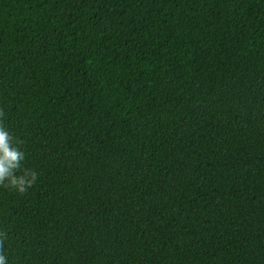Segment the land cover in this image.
I'll list each match as a JSON object with an SVG mask.
<instances>
[{"label":"trees","instance_id":"trees-1","mask_svg":"<svg viewBox=\"0 0 264 264\" xmlns=\"http://www.w3.org/2000/svg\"><path fill=\"white\" fill-rule=\"evenodd\" d=\"M0 109L7 264H264V0H0Z\"/></svg>","mask_w":264,"mask_h":264},{"label":"clouds","instance_id":"clouds-1","mask_svg":"<svg viewBox=\"0 0 264 264\" xmlns=\"http://www.w3.org/2000/svg\"><path fill=\"white\" fill-rule=\"evenodd\" d=\"M4 116L5 113L0 109V187L24 194L35 185L38 173L24 166L26 153L21 148L23 142L14 138L4 127ZM6 238L7 233L0 230V264H7V258L3 254Z\"/></svg>","mask_w":264,"mask_h":264}]
</instances>
